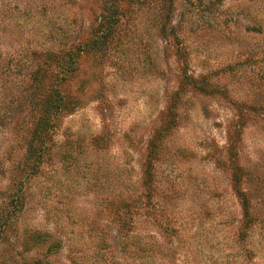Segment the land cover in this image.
<instances>
[{"label":"rangeland","instance_id":"1","mask_svg":"<svg viewBox=\"0 0 264 264\" xmlns=\"http://www.w3.org/2000/svg\"><path fill=\"white\" fill-rule=\"evenodd\" d=\"M37 259L264 264V0H0V264Z\"/></svg>","mask_w":264,"mask_h":264},{"label":"trees","instance_id":"2","mask_svg":"<svg viewBox=\"0 0 264 264\" xmlns=\"http://www.w3.org/2000/svg\"><path fill=\"white\" fill-rule=\"evenodd\" d=\"M84 49L82 48H78L77 49V52L76 54H73V53H70L69 56H70V59L72 60H75V56H77L79 53H81ZM69 70H73V68H70ZM65 73L68 72V69H65L64 71ZM65 76V75H64ZM183 78L185 80H183L181 82V84H185V85H189L191 86V89L194 90V91H200V92H205L207 93V90L204 86V84H199V82L197 81L196 78H194L193 76H189V77H186V75L183 76ZM66 98H67V95L65 94H62L61 92L59 91H54V93L52 95H49L46 99L43 100L42 102V107L40 109V113H39V117L31 131V134H30V140L32 138H34L35 140H39L40 143H42V139L43 137H45L46 135H48L49 133V126L52 125L53 121L52 118H54L55 116H58L59 115V112L61 110H63L64 108H66L68 105V103H66ZM170 112V108H169V111H168V114ZM163 124V123H162ZM167 129V126L166 124H164L160 130H159V133L157 134L156 136V140H159L160 139V136L163 132H165ZM33 141V140H31ZM152 144V143H150ZM147 171H145V175H147ZM149 178V177H147ZM126 205H129V203H125ZM123 214V211L120 212V215ZM247 211L245 210L244 211V216L246 217L247 215ZM8 221V217L6 216L5 217V220L4 222H7ZM50 236L46 233H42V234H33L31 235L25 242L27 244V242H31L32 244L36 245V246H41L43 243H45V239L49 238ZM31 240V241H30ZM55 242L54 244L48 246L47 248V253H51V248H55L57 249L58 248V243L59 241H53ZM26 248V247H25ZM30 261H24L22 262V264H43L42 263V260L40 259H37V260H34L32 263H29Z\"/></svg>","mask_w":264,"mask_h":264}]
</instances>
